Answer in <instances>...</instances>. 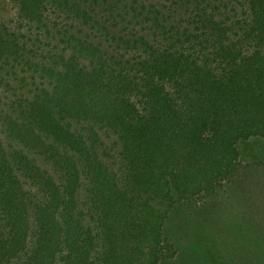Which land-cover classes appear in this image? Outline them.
Returning <instances> with one entry per match:
<instances>
[{"label": "trees", "instance_id": "trees-1", "mask_svg": "<svg viewBox=\"0 0 264 264\" xmlns=\"http://www.w3.org/2000/svg\"><path fill=\"white\" fill-rule=\"evenodd\" d=\"M11 1L0 264H264V214L227 194L264 177V0Z\"/></svg>", "mask_w": 264, "mask_h": 264}, {"label": "rangeland", "instance_id": "rangeland-1", "mask_svg": "<svg viewBox=\"0 0 264 264\" xmlns=\"http://www.w3.org/2000/svg\"><path fill=\"white\" fill-rule=\"evenodd\" d=\"M17 13V9L11 0H0V20H7L14 17ZM248 165V163L246 164ZM247 168V169H246ZM249 166L243 167V175L240 180L234 182L231 187H229L227 194L233 196H247L251 199H255V206L257 210L264 214V177L260 175L257 171H251ZM258 212V213H259ZM225 213V211L223 212ZM198 214L202 219L211 225L210 234L213 236H218L219 238H224L231 241L235 239L238 240L237 247L242 246L244 240H241V234H239L232 223L224 219H218L222 213L218 212V207L216 203H209L208 206L202 207L198 211ZM219 215V216H218ZM234 238V240H233ZM227 247V246H226ZM236 247H228L229 251H233ZM171 264H209L202 257L196 253L184 249H179L176 255L171 259ZM227 264H233L230 260Z\"/></svg>", "mask_w": 264, "mask_h": 264}]
</instances>
